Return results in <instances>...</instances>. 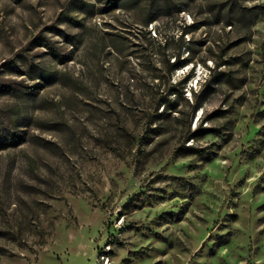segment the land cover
<instances>
[{"label": "rangeland", "instance_id": "1", "mask_svg": "<svg viewBox=\"0 0 264 264\" xmlns=\"http://www.w3.org/2000/svg\"><path fill=\"white\" fill-rule=\"evenodd\" d=\"M0 264H264V0H0Z\"/></svg>", "mask_w": 264, "mask_h": 264}]
</instances>
